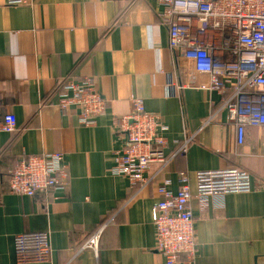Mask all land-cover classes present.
<instances>
[{
  "label": "crops",
  "instance_id": "1",
  "mask_svg": "<svg viewBox=\"0 0 264 264\" xmlns=\"http://www.w3.org/2000/svg\"><path fill=\"white\" fill-rule=\"evenodd\" d=\"M162 10L160 0H0V119H17L15 131H0V264H167L152 213L159 186L170 180L176 192L184 172L196 193L198 171L228 167L249 171L253 187L226 194L221 207L191 200L196 264H264V124L237 142L222 93L197 87L207 77L191 75L183 52L170 49ZM66 77H91L106 97L95 124L58 107ZM134 96L168 125L167 153L195 134L186 154L163 168L150 163L138 194V184L110 171L126 143L116 120L131 113ZM53 151L67 164L65 189L10 191L18 159ZM106 220L97 251L83 248ZM26 231L51 233L50 261L17 262L14 238Z\"/></svg>",
  "mask_w": 264,
  "mask_h": 264
},
{
  "label": "built area",
  "instance_id": "2",
  "mask_svg": "<svg viewBox=\"0 0 264 264\" xmlns=\"http://www.w3.org/2000/svg\"><path fill=\"white\" fill-rule=\"evenodd\" d=\"M28 0H6L7 4H24ZM162 22L168 27L169 47L181 50L191 75L203 74L199 88L222 93L221 108L236 126V139L244 141L248 126L264 124V0H160ZM230 89V90H229ZM57 105L62 110L74 108L84 125L95 124L107 105L106 97L95 87L91 77L75 80L66 77L57 88ZM228 91V92H227ZM133 110L116 120L117 129L126 143L116 152L111 173L125 175L138 184L135 194L149 183L146 176L150 163L159 161L162 168L178 154H186L195 134L175 141L166 152L168 125L145 108L143 99L134 96ZM216 115V113H213ZM208 117V121L214 115ZM16 116L5 114L0 131L13 132ZM68 169L63 153L44 152L22 157L9 171L10 191L35 196L52 188L65 189ZM180 186L174 192L170 180L159 186L160 199L152 209L156 228V249L167 264H196L198 243L191 200L202 207H221L231 192L252 190V175L239 167L197 172L196 193H192L188 173L179 175ZM83 244L98 249L103 226ZM16 260L19 263L50 261L53 252L49 231H26L15 235Z\"/></svg>",
  "mask_w": 264,
  "mask_h": 264
}]
</instances>
